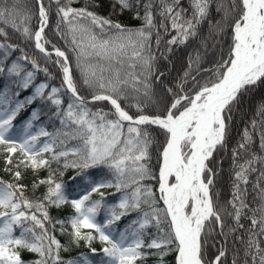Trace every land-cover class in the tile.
<instances>
[{"label": "snow or ice", "instance_id": "1", "mask_svg": "<svg viewBox=\"0 0 264 264\" xmlns=\"http://www.w3.org/2000/svg\"><path fill=\"white\" fill-rule=\"evenodd\" d=\"M72 2L49 0L46 4L45 0H32L31 5L25 3L22 8L20 0H0V49H4L0 56L7 59L9 50L22 51L13 43L2 42L10 40L12 31L18 39L32 43L61 74V86L46 91L50 86L33 84L35 72H25L21 63L11 61L10 66L0 67V72L21 79L19 87L34 88L33 95L24 102L0 110V149L5 171L12 177V182L0 179V264H24V251L37 254L39 259L33 264H60L61 244L48 234L45 222L50 220L48 206L66 203L75 210L70 220L71 241L90 245L98 237L104 245V258L99 264H137L154 252L161 257L159 264L168 252L175 253V264H225L229 237L243 245L242 249H233L232 264H241V252L243 264H264V156L248 154L252 142L248 130L232 151V194L225 205L213 196L218 171L211 166L216 154L228 145L233 109L253 89L264 86V0H229L227 5L221 4L217 10L224 16L214 27L218 35L227 38V47L222 48L214 67L204 70L209 78L201 83L185 71L174 86L164 85L160 92L154 81L163 84L165 77L157 65L163 56L157 55L161 43L171 53L172 46L185 45L189 38L197 37L198 25L208 15L209 0H192L190 19L185 18L180 0H160L155 5L149 0L143 4L142 17L138 11L134 13V18L143 19V25L135 30L90 10L99 8V3L76 8ZM142 2L137 0L136 6ZM53 6L59 18L55 35L65 41L64 50L45 37ZM117 7L122 15L133 10V2L112 0L113 11ZM156 9L160 10L159 21L154 19ZM33 18L35 28L30 27ZM160 29L174 34L164 39ZM73 56L79 77L73 71ZM18 59L29 61L32 69L51 78L49 69H41L37 60L26 54ZM200 60L199 54L195 61L189 57V68ZM82 90H87V95H81ZM62 95H69V100L63 101ZM37 97L55 106V117L68 131L53 134L41 128L32 134L29 122L22 135L17 132L13 120L25 104H32ZM4 101L5 97L0 96V105ZM105 103L110 107L105 109ZM258 114L264 117V104L259 106ZM32 117L36 119L37 113L33 112ZM252 126L256 127L255 122ZM260 134V148L264 150V121ZM160 136L162 142L157 140ZM40 137L49 140L41 142ZM69 139L79 141V146L56 150L57 140L65 144ZM154 144L160 148L158 172L149 166V149ZM241 150L247 159L241 157ZM69 154L77 159L68 161ZM61 158H65V169L79 168L77 176L90 185L79 199L69 200L64 184L53 179L56 173L51 164ZM98 166L106 167L112 179L96 182L85 171ZM45 168L50 170L48 177L34 182L33 188L47 184V191L41 200H30L25 195L26 186L20 183L21 169L38 174ZM257 171L253 188L258 189L259 206L250 208L246 200L249 193L242 186H247L249 174ZM153 179L158 184L156 191L144 183ZM102 188L123 193L119 203L103 204ZM93 193H100L101 200H92ZM102 208L106 219L99 223L97 214ZM133 212L136 218L123 231L113 227ZM248 212L252 215L245 229L242 219ZM17 230L18 235L14 234ZM214 232L224 239L217 254L210 258L208 240ZM96 251L92 249L93 254ZM84 264L92 261L85 259Z\"/></svg>", "mask_w": 264, "mask_h": 264}, {"label": "trees", "instance_id": "2", "mask_svg": "<svg viewBox=\"0 0 264 264\" xmlns=\"http://www.w3.org/2000/svg\"><path fill=\"white\" fill-rule=\"evenodd\" d=\"M21 7H24V4L27 3L31 5L32 0H20ZM133 10L125 11L122 15L120 14V9L117 7L115 11L112 9V0H73L72 6L76 8L86 7L89 5H94L96 3L100 4L99 8H90V10L97 12L99 15L110 18L112 21L116 22V18L120 16L123 19H126L124 24L129 29L135 30L140 28L143 25V19L134 18V13L139 12L141 17L144 13V3H148L149 0H143L139 7L136 6L137 0H132ZM155 4H159L160 0H151ZM171 2V0H169ZM229 0H209V8L207 17L198 25V36L195 38H189L185 45H174L172 46V52L169 53L164 44L161 43L157 55L163 53V56L158 60L157 65L159 71L165 73L163 84L160 82L154 81V87L157 92H160L164 85L174 86L177 82V77L182 76L185 71H190L193 76H197V79L201 83L204 80L209 78V73L204 71L205 69H212L217 60L220 58V53L222 48L227 47L226 37L217 34V30L214 27L217 21H221L224 16L223 11L218 12V8L221 4L227 5ZM45 3L48 4L49 0H45ZM181 7L184 9L185 18L190 19L194 9L192 8V0H180ZM159 9H156L154 19L159 21L161 19L159 15ZM59 22V18L55 14V7H52L50 12V22L49 27L46 29L45 37L54 43L57 47H60L62 50L66 49L67 45L63 39H60L55 35V29ZM36 19L30 22V27L35 28ZM170 27V25H169ZM62 29H65L64 25H61ZM156 29H153V34H155ZM161 35L164 39L170 38L174 33L169 31L165 34L163 29H160ZM10 40L2 41L4 43H13L17 48L22 51H12L9 50V55L7 59L3 56H0V67H3L5 64L10 66L11 61H17L23 65L25 72L34 71L35 76L33 79V84L47 83L50 87L46 91H50L51 87H60L61 86V74L58 67H55L50 61H46L43 57V54H40L37 50L34 49V45L30 42L21 40L17 38V34L10 31L9 32ZM51 50V45L47 46ZM153 50L156 51L155 43L153 42ZM4 49H0V52H3ZM26 54L31 59L37 60L41 69L47 67L51 73V78H47L46 74L43 71H36L32 69L31 63L29 61H24L18 59L22 55ZM199 54L201 60L199 64L193 62L191 68H189V57L195 61V57ZM71 55V54H70ZM168 57L165 59L164 57ZM55 59V57H53ZM73 71L77 77H79V69L76 68L75 58L73 56L72 63ZM22 83L19 77L11 76L7 71L0 72V96H4L6 102L0 105V108H14L16 103L24 102L26 98L33 95L34 88L30 85L28 89L19 87ZM188 87H192V81L189 78ZM81 95H87V90H82ZM61 99L65 102L69 100V95H62ZM261 104H264V86H258L245 95L242 99L241 104L238 108H234L232 112V122H231V134L227 147L216 154V158L212 161L211 166L217 169L218 175L216 177L214 187H213V196L221 205H225L227 201L231 199L232 194V176L234 174V165L232 151L237 147L245 129L248 130L249 134L252 135V142L249 148V155L255 154L257 156H264V150L260 148L261 142V123L264 121V117H261L258 114V108ZM92 107V105H89ZM66 107V103L64 104ZM105 109L110 106L105 103ZM152 111L153 109H149ZM56 109L49 101L46 99H41L37 97L32 104H25L23 108L20 109L17 116L13 120V125L17 132L21 128L31 122L32 129L35 130L37 127H43L47 132L55 134L58 130L68 131V129H62L60 121L55 117ZM134 112L135 109H132ZM37 113V118L33 119L32 113ZM29 117V118H28ZM28 118V119H27ZM253 122H255L256 127L253 128ZM46 141L49 138L45 137ZM158 142L163 141V137L160 136L157 138ZM79 141L77 140H67L65 144H60L57 140L56 150H69L73 147L79 146ZM160 148L158 144H154L150 149L152 159L149 161V166L152 168L153 172H158L157 164V155ZM241 157L247 159L248 156L241 150ZM50 158V155L49 157ZM68 161L77 159V157L69 154L66 158ZM65 158H61L59 162L53 161L51 164V170L56 174L53 177L56 182L64 184V192L69 200L79 199L82 195L85 194V189L89 188L88 185L80 176H77V173L80 172L79 168H64ZM15 162V161H14ZM242 162V161H241ZM259 167V165H257ZM15 170V169H13ZM49 169H41L38 174H33V172L25 171L21 169L23 173V179L20 183L24 184L25 195L33 201H39L43 198L44 193L47 191L48 185L43 184L39 188L34 189L33 184L40 179H46L49 175ZM88 175L94 179L96 182L109 181L112 179L111 173L104 166H98L93 169L85 170ZM62 173V174H61ZM259 176V171L249 174V184L246 187L249 193L246 200L250 203V208H256L259 206V197L257 195L258 189H254L253 185L257 183V177ZM75 177V179H73ZM0 179H3L5 182H12L11 175L5 171L4 164V153L0 149ZM145 184L150 185L154 191H156L158 184L156 180H146ZM100 192L103 193L102 203L107 206H113L119 203V199L123 193L117 192L115 188H102ZM158 196L159 193L156 192ZM92 200H101L100 193H93L91 196ZM48 215L50 220L45 222L48 230V234L55 237V239L61 244L59 250V260L60 264H68V262H73V264H84V260L88 259L92 261V264H99V261L103 259V252L101 249L104 247L102 242L97 237L91 241L89 245L86 241H81L79 244L73 243L71 241V224L70 220L75 215V210L72 208L70 203L61 204L59 207L48 206L47 207ZM39 215V214H38ZM252 213L248 212V215L242 219V223L245 225V229L249 226L248 216H251ZM137 214L135 212L130 213L126 216H123L121 220L117 221L113 227L117 231H123L127 225L135 219ZM106 219L105 209L102 208L101 211L97 214V222L103 223ZM88 231V230H85ZM151 232L154 234L156 229L153 227ZM216 232H219V229H216ZM14 234L18 235L19 230ZM95 235V233H93ZM239 234V233H238ZM245 237L247 233L245 232ZM224 238L222 236L216 235L214 232L211 238L208 240V255L213 257L217 254V248L221 246L220 241ZM215 245V246H214ZM227 250V256L225 258V264H232L234 257L233 249L243 248V245L239 241H233L229 237L227 244L225 245ZM95 248L97 251L93 254L92 249ZM154 252V250H153ZM22 259L25 264H33V262L39 257L37 254L24 251L22 252ZM163 264H175V253L168 252L163 258ZM241 264H243V253L240 255ZM161 257L157 254H152L146 258L139 260L137 264H159ZM51 264V261H49Z\"/></svg>", "mask_w": 264, "mask_h": 264}, {"label": "rangeland", "instance_id": "3", "mask_svg": "<svg viewBox=\"0 0 264 264\" xmlns=\"http://www.w3.org/2000/svg\"><path fill=\"white\" fill-rule=\"evenodd\" d=\"M117 21L120 22V23L123 24V25L127 22L126 19H123V18H121L120 16H118V17L116 18V22H117ZM4 102H5V101H4ZM0 110H4V109H1V108H0ZM28 118H29V117H28ZM28 118H27V119H28ZM27 125H28V124H27ZM27 125H26V126H27ZM26 126H25V127H26ZM25 127L22 129L20 135L23 134V131H24ZM41 128H42V127H39V128H37L35 131H32V129L30 128L29 131L32 132V134H35V133L39 132ZM40 141H41V142H46V140H45L44 137H40Z\"/></svg>", "mask_w": 264, "mask_h": 264}]
</instances>
